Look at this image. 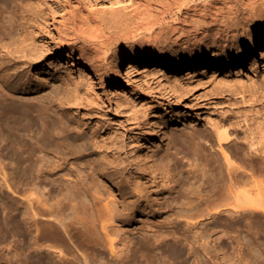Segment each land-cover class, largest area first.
<instances>
[{"label": "bare ground", "instance_id": "obj_1", "mask_svg": "<svg viewBox=\"0 0 264 264\" xmlns=\"http://www.w3.org/2000/svg\"><path fill=\"white\" fill-rule=\"evenodd\" d=\"M181 10L192 11L193 14L187 15L197 26L199 23L198 28L187 32L181 26L164 24L167 16ZM195 14L198 16H192ZM140 31L149 32L154 42L176 32L178 35L173 41L181 40L177 38L184 35V45L181 44L180 54L173 56L158 50L153 58L132 56L125 60L115 54L116 45L127 43ZM143 47V44L138 45L140 52ZM209 48L231 51V54L210 57ZM259 56L264 59V0H213L212 3L205 0H0V160L6 157L16 163L28 162L23 167L24 173L37 175L47 172L48 167L62 168V163L52 166L44 163L51 156L96 161L102 178L114 188L102 193L104 200L115 204L125 195L127 191L121 190L123 182L114 178L115 174L122 173L129 178L128 186L134 190L130 197L135 198L133 203L139 206L137 208H142L144 214L157 215L164 206L158 203L155 208L149 204V195L143 194L138 178L133 176L142 170L153 169L154 173V165L166 160L168 154L155 142L164 124L151 123L148 114L137 110L134 94H157L164 98L168 90L175 92V82L184 74L194 78L208 72L210 78L218 79L239 73L248 66L255 67ZM75 71L79 73L77 76ZM123 74L133 81L131 94L126 97L118 90ZM127 123L135 125L128 129ZM208 124L207 132L216 137L219 146L220 155L216 152L215 156H222L227 171L224 174L219 170L221 176L218 175L220 180L217 181L223 182L222 185L214 182L216 188L206 197L200 196L193 209L199 216L215 218L220 209L225 208L232 217L241 206L238 193L243 190L237 192V184L244 182L232 158L237 146L233 152L224 148L234 138L228 127L235 124L232 117L223 114L210 117ZM88 130L93 133V139L87 135ZM199 132L202 131L190 132L189 138L194 140ZM259 132L264 144V130ZM247 137L251 151L254 149V153L264 155V150L254 148V134ZM196 139L192 142L196 143ZM260 167L264 171V163ZM161 172L168 174L164 169ZM151 193L158 197L157 191L152 189ZM58 195H62L60 200L50 203L46 198L39 206L29 200L26 212L15 213L13 226L17 230H20V220L31 227L39 214H48L50 218L43 233L35 238V243L48 242V246L43 250L32 247L37 254L23 258L21 264H75L72 259L60 258L56 247L69 227L76 231L71 235L74 244H79V239L83 238L81 241L90 248L91 253L83 264H108V252L121 260L109 240L107 224L110 217H120L121 212L110 211L109 202L95 208L101 236L99 240L87 238L76 225L93 222L95 216L85 215L80 205L71 203L68 192L59 190L55 197ZM80 212L83 215H79Z\"/></svg>", "mask_w": 264, "mask_h": 264}, {"label": "rangeland", "instance_id": "obj_2", "mask_svg": "<svg viewBox=\"0 0 264 264\" xmlns=\"http://www.w3.org/2000/svg\"><path fill=\"white\" fill-rule=\"evenodd\" d=\"M208 2L212 3L213 0H205V3ZM187 14L193 13L181 10L174 16H167L164 24L181 26L187 32H192L190 29L195 30L199 23L197 26L195 20L189 18ZM127 18L130 19L129 16ZM139 34L127 43L116 45L115 54L125 60L132 56L141 59L153 58L158 54V50L173 56L179 55L182 49L181 44L184 45L182 43L184 35L177 38L181 40L173 41L178 35L176 32H170L168 36L165 34L159 39L160 41L155 42L150 40L149 32L140 31ZM140 44L144 45L141 52L138 49ZM208 54L210 57L221 58L230 55L231 51H215L209 48ZM207 73L205 72V75L199 73V76L194 78H188L184 74L175 82V92L168 90L164 98L157 94L143 96L134 94L137 110L148 114L151 123L164 124L161 132L158 133L159 139L155 142L159 144L158 148L168 154V156L165 154L164 158L168 162L162 164L166 161L162 160L160 165H154V173H152L153 169L152 171L142 170L133 176L138 178L143 194L149 195V204L158 208V203H162L161 205L165 207L157 215L152 216L148 212L144 214L142 208H137L139 206L133 203L135 198L130 197L134 194V190L128 186L129 178L122 173L115 174L114 178L123 182L121 190L127 192L115 204H112L110 200H104L105 196L102 193L114 188L108 180L102 178L103 173L96 165V161L89 162L88 159L80 158L59 159L51 156L44 163L49 166L62 163V168L48 167L49 172L37 175L24 173L23 167L28 162L16 163L6 157L2 158L0 160L2 168L0 172V264H21L23 258L37 254L32 251V247L43 250L48 246V242L35 243V238L43 233L49 223L48 214L35 216L31 227L20 220V230L13 226V218L16 212L19 214L26 212L29 200L33 201L34 206H39L46 198L50 199V203L60 200L62 195L55 197L59 190L61 193L68 192L71 203L80 205L85 215L95 216L93 222L87 221L83 225H76L83 230L82 234L87 238L99 240L101 236L100 221L97 212L94 211L95 208L103 207L106 202H109L108 207L112 209L110 211L121 212L120 217H110L108 219L110 224L108 222L107 224L109 240L122 259L118 260L108 252V264H264V171L260 170V164L264 163V155L259 152L254 153V149L251 151L252 147L247 137L254 134L256 144L254 148L257 146L255 149L258 151L264 150L259 132L264 130V59L259 56L255 67L248 66L239 73L223 75L218 79L210 78ZM78 74L75 71V76ZM132 88L133 81L123 74L121 86L118 88L121 96H130ZM155 100H159L163 105H158ZM220 114L232 117L235 124L234 127H228L230 135L234 137L232 144H225L223 147L226 151L233 152L234 146H237V151L233 153L232 158L237 166L236 170L239 173L242 172L241 174L237 172L238 175L244 177V182L238 183L236 187L237 192L243 190V195H241L242 192L238 193L241 199V201L239 199V206H243H240L232 217L229 216L227 209L222 208L215 218L205 216L203 218L196 214V209L193 207L199 202L200 196L206 197L216 188V185H222L223 182L217 181L221 176L218 173L219 170L221 172L223 170L224 174L227 171L222 156H215L220 152L216 137L214 135L211 137L207 132L210 128L208 124L210 117L215 118ZM126 125L128 129H131L135 124L127 123ZM196 130L204 131V133L199 132L200 134L194 140L189 138L190 132ZM163 132H165L164 137H162ZM186 132L188 133L185 134ZM86 133L93 139L91 131L88 130ZM195 139L200 145L193 143ZM215 157L219 160L216 161ZM217 164L222 165V168ZM162 169L168 174L164 175V172H161ZM152 189L157 191L158 197L152 195ZM154 198L157 199L154 200ZM191 204L192 206H189ZM245 206L246 209H244ZM189 212H191L190 215ZM78 214L80 215L81 212ZM66 216L72 215L66 213ZM75 233L74 228L69 227L66 234H62L63 240L56 247L60 252L59 257L63 260L72 259L75 264H83L84 258L91 253L90 248L81 241L83 238L79 239V244L77 242L74 244V238L71 235ZM95 259L98 260L99 255L95 256Z\"/></svg>", "mask_w": 264, "mask_h": 264}]
</instances>
